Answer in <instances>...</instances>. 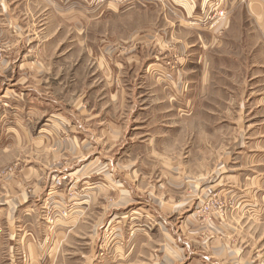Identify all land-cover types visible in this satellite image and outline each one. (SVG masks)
<instances>
[{
  "label": "rangeland",
  "instance_id": "rangeland-1",
  "mask_svg": "<svg viewBox=\"0 0 264 264\" xmlns=\"http://www.w3.org/2000/svg\"><path fill=\"white\" fill-rule=\"evenodd\" d=\"M145 1L0 7V264H264V139L226 127L243 88L159 98L185 56Z\"/></svg>",
  "mask_w": 264,
  "mask_h": 264
},
{
  "label": "crops",
  "instance_id": "crops-1",
  "mask_svg": "<svg viewBox=\"0 0 264 264\" xmlns=\"http://www.w3.org/2000/svg\"><path fill=\"white\" fill-rule=\"evenodd\" d=\"M60 1L0 0V7H9L10 3L16 6L48 7L58 17ZM145 2L150 3L145 5L147 17L152 14L151 10L162 8L163 36L168 39L170 35L171 39L176 37L179 54L185 56L182 75L178 76V81L168 82L170 80L162 77L157 81V96L162 98L167 90H171L169 85L178 91L180 86L187 84L188 89H191H187V93L195 97L193 104L197 105L207 100L209 89L241 87L244 91L241 96L231 91V95L226 96L225 100V118L230 122V125H226L227 130L231 128L236 132L231 149L237 150L240 146H245L252 131L257 133V137L264 139V0H161V6L157 0ZM219 9L227 13L226 20L221 22H226L225 27L209 30L191 23V20L205 17ZM129 28L138 31L135 26ZM49 31L45 32V37L49 39L48 43H54L53 40L58 39V33ZM156 34L151 32L149 35L155 39ZM105 50L101 49L96 53L101 55L100 63L106 78L107 74H111L110 66L113 63L119 64L116 57L120 58L121 54L112 55ZM91 56L92 53H89V57ZM112 56L113 59H109ZM238 56L242 57L241 62ZM89 57L87 56L85 63L89 62ZM223 64L226 66L224 71L221 69L223 66L220 67ZM88 71L89 69L84 68L83 78L88 77ZM111 87L109 82H104L102 86L108 91ZM185 92L184 89L181 95ZM158 107L160 110L166 107L163 100L158 103ZM197 115L198 113H194L195 120Z\"/></svg>",
  "mask_w": 264,
  "mask_h": 264
},
{
  "label": "built area",
  "instance_id": "built-area-1",
  "mask_svg": "<svg viewBox=\"0 0 264 264\" xmlns=\"http://www.w3.org/2000/svg\"><path fill=\"white\" fill-rule=\"evenodd\" d=\"M220 16L223 17V16H225V15H224V13H221Z\"/></svg>",
  "mask_w": 264,
  "mask_h": 264
}]
</instances>
